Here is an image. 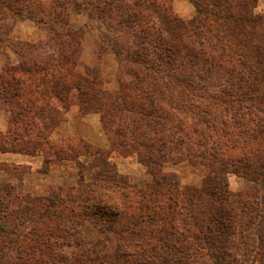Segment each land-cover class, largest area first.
Instances as JSON below:
<instances>
[{
	"label": "rangeland",
	"instance_id": "obj_1",
	"mask_svg": "<svg viewBox=\"0 0 264 264\" xmlns=\"http://www.w3.org/2000/svg\"><path fill=\"white\" fill-rule=\"evenodd\" d=\"M82 1L31 0L32 18L0 13V93L12 84L21 94L8 116L0 113V147L31 161H0V264H60L58 252L62 264H141L146 256L211 264L212 248L195 243L189 223L194 216L203 231L209 224L200 211L214 179L223 180L219 189L236 215L235 255L242 264H264L257 232L259 219L264 224V84L227 53L220 60L212 54L210 76H200L199 86L218 100L210 95L201 103L185 93L187 109L177 110L174 95L154 96L163 129L160 118L138 107L127 72L141 69L134 55L143 33H164L160 14L168 8L186 22L196 15L192 0ZM261 3L253 13L264 33ZM18 61L22 71H11ZM231 82L234 90L238 83L256 90L245 87L247 99L238 105L226 95ZM76 83L96 101L82 98ZM156 132L189 146L180 145L179 156L167 153L157 148ZM149 150L164 162L155 180L175 183L172 192L156 187L141 163ZM206 150L217 155L215 163L198 157ZM256 203L262 218L248 210ZM114 211L123 217L113 221Z\"/></svg>",
	"mask_w": 264,
	"mask_h": 264
},
{
	"label": "trees",
	"instance_id": "obj_2",
	"mask_svg": "<svg viewBox=\"0 0 264 264\" xmlns=\"http://www.w3.org/2000/svg\"><path fill=\"white\" fill-rule=\"evenodd\" d=\"M30 1L31 0H13L12 2H8L0 0L1 16L6 17L7 14L3 11L6 9L16 15L25 13V16L32 18L33 12L30 10ZM84 1L86 2L88 0H83L82 5ZM256 1L257 0H192L191 3L196 10V15L192 19L186 22L182 21L172 15L167 8L163 14H160V22L164 26V33H150L151 35L148 33L147 37L146 33H143V30H141L144 34V41H141V46H137L134 55V57H136L134 63L138 64L136 62L137 59L142 62L140 66L141 69L131 67L127 74L132 82V92L139 97L138 107L144 111L146 117L154 116L156 120L160 118V121H162L160 126L164 129L165 123L163 118L156 113L159 112V110L153 107L155 105L153 97L156 95L160 98L163 96L164 99L168 98V96H165L166 93L174 95V108L177 110L187 109L182 96V94L185 93H189L190 96L201 103L210 95L212 96L210 97L211 100H218L216 96H213L214 93L211 92L212 94H207L209 93L207 89L200 88L199 86L200 76H210L211 70L208 69L206 65L209 63L212 54H217V58L220 60L223 59L224 54L227 53L231 58L236 59L244 68L247 67L249 74H252L251 76L256 83L264 84V33L262 31L260 16L253 13V7ZM130 2L132 3V0H130ZM106 3L109 5V1H104V4ZM77 6H80V4L77 3ZM2 8L4 9L2 10ZM0 28L2 29L1 25ZM0 32L3 34L2 31ZM152 36H154V38ZM150 43L154 45L151 46ZM154 50L156 51V58L152 60L148 59L149 56L154 57ZM144 58L147 60H144ZM23 67V61H18L11 71L17 72L15 70L16 68L20 71ZM39 67L44 66L35 64L34 69L38 70ZM26 71L28 70L26 69L25 72ZM240 78L241 77L238 79ZM93 81L94 80L89 83ZM54 84L56 86L54 90L58 92L59 85L57 82ZM68 84L69 82L60 86H62V88L64 87L63 90L65 91L66 88L69 87ZM75 85L79 87V93L82 98L85 97L89 100L96 101L95 96L90 95L88 91L82 87V83H76ZM8 86L9 89L2 90L3 92L0 93V111H2L0 113H5L4 116L9 115L10 109L8 105L16 99H19L21 95L16 85L12 86V84H8ZM245 87L238 83L235 89L238 94H235L231 82L229 84V90L226 91V95L230 98L236 96L238 105H240L241 102L247 99V96L243 95ZM246 88L248 92L256 90V88H251V86ZM176 90L177 92H174ZM210 90L214 91L212 89ZM220 94L221 89L219 88L215 95ZM156 133L160 135V145H158L157 148L166 150L167 153L172 149L176 151L179 156V146L182 144L189 146L184 140L178 139L175 141L171 138V135H166L162 132ZM174 142L175 144H173ZM46 147L52 148L48 144H46ZM187 148L189 149V147ZM10 149L0 147V153L11 152L12 150ZM151 151L152 150H149V152H146L142 156L141 163L149 169L155 180L156 176L159 174V167H161L164 162L154 159L150 155ZM54 156L57 158L55 153ZM198 157L215 163L217 155L206 150L204 153L200 152ZM261 169L259 174L264 176L263 167H261ZM214 180L216 181H214L208 189L209 192L207 190L204 193L209 196V203H201V207H204V209L200 211L203 216L209 219V224H207L205 231H203L200 225H197L198 221H194L196 218L191 216L192 220L189 224L195 226L197 229L196 233H192L191 236L194 237L195 243H202L201 245L204 246L207 244L210 249L212 248L211 257L208 260L210 262L213 258L211 264H242V260L240 262V258L234 253L236 243L232 238L235 234L236 215L227 203L225 193L222 189H219V186L223 184V180L222 182H218V179ZM159 182H163V184L161 185ZM154 184L156 187L165 188L167 192H172V187L175 189L177 188L175 183H171L170 180L166 178L162 181L155 180ZM260 187L264 190V185H260ZM257 206L258 203H256V208H248V210L252 212L255 217L262 218L263 215L257 214L259 211ZM42 209L46 210L43 207ZM117 209H119V206ZM112 216L114 218L113 221H115L117 217L122 218L123 214L120 211H114ZM260 221L262 220L259 219L257 222L259 226L257 232L261 233L258 239L261 243L260 248L264 251V224L261 225ZM200 240H202V242ZM126 246L131 247L129 245ZM204 246H202V248H204ZM82 256L84 258L86 257L85 259L88 258L87 254H84L83 251L80 257ZM128 256L133 260L130 253H128ZM146 257L149 260L147 261V259H144L141 264H149V261L153 260H161V264H167L165 258H155V256H152V258L151 256ZM76 260H74V262H76ZM94 260L97 261L96 259H92V261ZM52 261V263H55L54 259ZM63 261L64 258L61 253L58 252L56 263L62 264ZM127 262L130 263L131 261L127 260Z\"/></svg>",
	"mask_w": 264,
	"mask_h": 264
},
{
	"label": "crops",
	"instance_id": "obj_3",
	"mask_svg": "<svg viewBox=\"0 0 264 264\" xmlns=\"http://www.w3.org/2000/svg\"><path fill=\"white\" fill-rule=\"evenodd\" d=\"M262 2V3H261ZM259 3H261V6L260 7H262V9H261V11H262V13H264V6L262 5L263 3H264V0H259ZM193 11H194V9H192ZM3 160V162H14V163H26V162H28V163H30L29 161H28V157H26V156H22V155H18V154H13V153H0V161H2Z\"/></svg>",
	"mask_w": 264,
	"mask_h": 264
}]
</instances>
